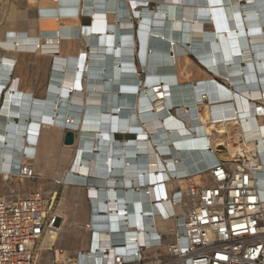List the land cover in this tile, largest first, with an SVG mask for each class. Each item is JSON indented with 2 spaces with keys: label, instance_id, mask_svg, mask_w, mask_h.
Wrapping results in <instances>:
<instances>
[{
  "label": "bare ground",
  "instance_id": "obj_1",
  "mask_svg": "<svg viewBox=\"0 0 264 264\" xmlns=\"http://www.w3.org/2000/svg\"><path fill=\"white\" fill-rule=\"evenodd\" d=\"M29 1L43 10L39 22L30 21L32 27L39 24L41 37L17 27L24 15L0 0L8 16L0 28L4 180L18 176L24 159L38 163L42 130L51 128L75 135L73 145L62 141L65 151L75 150L64 179L88 186L96 222H116L124 214L116 213L123 187L131 204L128 227H138L144 211L141 192L149 189L154 195L153 187L138 188L141 163H148V183L156 184L169 177L167 165L176 172L203 169L209 146L232 167L239 158L252 163L257 158L253 176L264 203V0ZM81 17L92 25H83ZM176 50L196 54L204 71H193L189 59L180 66ZM28 52L50 58L42 96L18 75V57ZM134 56L140 58L144 80ZM100 211L105 216L97 215ZM57 218L61 226L42 241L35 264L45 252H55L68 264L80 251L92 259L110 246V235L96 234L93 246L90 235L83 245L88 248L70 256L60 247V235L66 225H75L63 211ZM158 224L170 226L160 219ZM129 234L144 243L142 232ZM108 252L100 264H109L115 251Z\"/></svg>",
  "mask_w": 264,
  "mask_h": 264
},
{
  "label": "built area",
  "instance_id": "obj_2",
  "mask_svg": "<svg viewBox=\"0 0 264 264\" xmlns=\"http://www.w3.org/2000/svg\"><path fill=\"white\" fill-rule=\"evenodd\" d=\"M220 155L209 146L201 160L203 169L176 172L167 165L169 177L156 184L148 183V163H141L139 169L144 173L138 188H154V195L149 189L141 192L144 211L136 221L141 228L136 224L128 227L131 204L122 187L116 213L124 214L116 222H96L91 217L85 227L92 246L96 234L110 235V246L101 257L92 259L80 251L68 264L106 263L111 249L115 252L109 264H264V203L253 176L259 162L255 157L254 163L242 157L232 167ZM34 175L31 166H20L18 176L31 179ZM19 196L16 189L0 194V264H35L39 246L56 229L54 198L41 192ZM88 199L93 213L95 202L90 196ZM159 219L170 226L160 228ZM130 230L142 232L144 243L129 234ZM53 263L65 264L57 260L55 252Z\"/></svg>",
  "mask_w": 264,
  "mask_h": 264
},
{
  "label": "rangeland",
  "instance_id": "obj_3",
  "mask_svg": "<svg viewBox=\"0 0 264 264\" xmlns=\"http://www.w3.org/2000/svg\"><path fill=\"white\" fill-rule=\"evenodd\" d=\"M4 3H6L8 7L13 6L16 10H18L19 13H22L24 15V17L18 20L16 24L17 27L25 32H28L30 35L41 37L43 32H41L39 24L32 27L30 23L31 20H37L39 22L42 16L43 10L40 8V5L37 1L31 2L29 0H4ZM1 4L2 3L0 2V28L2 25H5L8 20V16L6 14H3V4L2 7ZM148 7L152 9L155 8L152 5ZM89 20V26H91L93 22L90 18L81 17V23L83 22V25H87L84 24V21L88 22ZM132 24L135 29H133V31L136 32L139 23L137 20H135L134 22H132ZM0 52H4V49H2L1 47ZM186 54L188 53H184L183 51L179 52V50H176V57L180 59V66L184 63V61H186L185 59H189V61L191 62L190 68H192L193 71H204L202 70V67L200 68V64L202 63L201 60L193 59L189 56H186ZM134 57L135 62L138 65V70L140 69L137 75L140 79L144 80L145 75L144 70L140 67V58L138 56ZM49 59L50 58L46 57L37 58L36 55L31 52L24 54L20 53V56L18 57L21 67L19 69L18 75L22 74L24 76V86H28L34 89L36 96H42L43 90L47 85L48 68L50 61ZM30 80H32L33 82H31ZM43 134L45 136H43ZM64 137V133H61L59 135L51 128L43 129L41 133L40 144L38 147V156L40 158L38 163L34 164L29 158L23 160V162H25L24 164H28L33 167L35 171L34 177L31 179H24L20 176H15L13 180L6 181L3 179V175L0 174V194H6L11 188H14L22 197L27 196L33 192H41L43 195L49 198H54L55 201L52 212L57 217L58 210L63 211L66 216L68 215L69 222L71 221L75 225L71 227L69 225H66L64 228L66 231H63L60 235V247L62 248V250L67 251L69 255L73 257L72 251L77 248H83V245L90 240V234L85 230L87 220L86 214H88L89 212L90 204L86 191L88 189V186H77L76 184L70 185L68 184L66 179H64L65 172L67 171V169L69 170L71 159L75 153L74 149L69 150V152L65 151L62 143ZM66 154L68 156H66ZM61 222L62 220L57 218L55 227H60ZM167 225L169 226L170 223H168ZM53 257V251L45 252L39 259L38 264H53Z\"/></svg>",
  "mask_w": 264,
  "mask_h": 264
},
{
  "label": "crops",
  "instance_id": "obj_4",
  "mask_svg": "<svg viewBox=\"0 0 264 264\" xmlns=\"http://www.w3.org/2000/svg\"><path fill=\"white\" fill-rule=\"evenodd\" d=\"M84 24H87V26H88L90 24V20L88 22L84 21ZM124 138H127V137H122V138L120 137L118 139H122L123 140ZM86 191H87V197L90 196L91 195V191L89 189H87ZM101 194L103 195L104 193L101 192ZM86 218H87V220H86V226H87V224L90 223V218H91L90 208H89L88 214H86ZM85 248H88V247L81 248L80 250H84Z\"/></svg>",
  "mask_w": 264,
  "mask_h": 264
},
{
  "label": "water",
  "instance_id": "obj_5",
  "mask_svg": "<svg viewBox=\"0 0 264 264\" xmlns=\"http://www.w3.org/2000/svg\"><path fill=\"white\" fill-rule=\"evenodd\" d=\"M74 141H75V135H74V133L71 132V131H68L65 134V137H64V144L65 145H73L74 144Z\"/></svg>",
  "mask_w": 264,
  "mask_h": 264
},
{
  "label": "trees",
  "instance_id": "obj_6",
  "mask_svg": "<svg viewBox=\"0 0 264 264\" xmlns=\"http://www.w3.org/2000/svg\"><path fill=\"white\" fill-rule=\"evenodd\" d=\"M88 26H89V25H88ZM177 49H178V48H177ZM187 53H188V52H187ZM190 55H191V57H192L193 59L199 60V57H198L196 54L191 53Z\"/></svg>",
  "mask_w": 264,
  "mask_h": 264
},
{
  "label": "clouds",
  "instance_id": "obj_7",
  "mask_svg": "<svg viewBox=\"0 0 264 264\" xmlns=\"http://www.w3.org/2000/svg\"><path fill=\"white\" fill-rule=\"evenodd\" d=\"M118 136V135H117Z\"/></svg>",
  "mask_w": 264,
  "mask_h": 264
}]
</instances>
